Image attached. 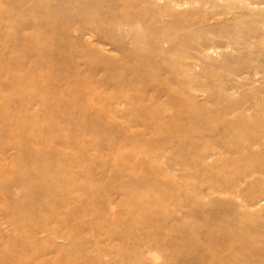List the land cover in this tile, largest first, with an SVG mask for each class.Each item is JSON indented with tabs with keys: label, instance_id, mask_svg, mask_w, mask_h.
Returning <instances> with one entry per match:
<instances>
[{
	"label": "rangeland",
	"instance_id": "rangeland-1",
	"mask_svg": "<svg viewBox=\"0 0 264 264\" xmlns=\"http://www.w3.org/2000/svg\"><path fill=\"white\" fill-rule=\"evenodd\" d=\"M0 264H264V0H0Z\"/></svg>",
	"mask_w": 264,
	"mask_h": 264
}]
</instances>
